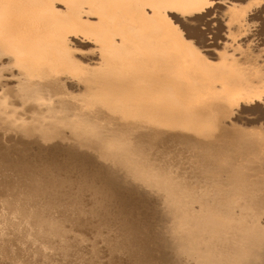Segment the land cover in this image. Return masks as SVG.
Wrapping results in <instances>:
<instances>
[{"label":"rangeland","instance_id":"rangeland-1","mask_svg":"<svg viewBox=\"0 0 264 264\" xmlns=\"http://www.w3.org/2000/svg\"><path fill=\"white\" fill-rule=\"evenodd\" d=\"M39 1H40V3H38ZM116 1H117V3H116ZM127 1H129L128 2L129 4L127 3ZM130 1H132V2H130ZM135 1H137V0H126V1L125 0H111V1L110 0H102V1L101 0H98V1L92 0V2H91V0H89V1L88 0H44V1L43 0H25V1L24 0H15V1L14 0H0V18H1L0 19V29L2 28L1 31H3V33L5 35H8V36L10 35L12 37L10 39L14 38V40H18V41L24 43L25 45H28V47H30L32 50H35V51L39 50L38 51L39 53H43V55H45L46 57H49L50 60H53V58H56V61L58 60V58L60 59L59 61L67 59L65 61L66 62L68 61L67 63H69L68 65H70V66L66 67V70H64V72L62 71V73H61L65 77L63 84H64V87L66 89H68L70 91H72V90L80 91L81 89H83V86H82V88L80 86L81 83L74 82L73 79L71 80L70 77H72L74 75L73 71L70 72V70L74 69L72 67H78V66L79 67H82V66L87 67L89 65L88 67L93 68L95 66H98L99 64L101 65V63L104 64L105 58H107V56L111 55L113 57V58L112 57L111 58L114 61H116L117 63L120 62V60H118V59H121V61H123L125 63L129 62V60H131L130 62L132 64L135 62L134 64H135L136 69L141 72V79L142 80L140 81V83L145 81L152 88L158 90V92H160V94H162V95H160V97L161 96L166 97V95H169L168 99L174 100L173 102H175V100H176V102H175L176 109L174 110V107H173V110L175 111V113L173 114L172 118L169 116L164 117V120H163L164 124H162V126H161L162 129H161V132L159 133L161 135H159L158 132H156L157 137L156 136L154 137L155 132L153 133V131L147 130V129L145 132V129H135L134 131H132V130L130 131V130H124L122 128L124 130L123 131L118 126L112 127V125H113L112 123H111L112 125L110 123H109L110 124L109 125L108 122H105L103 124L104 121L100 120L101 118L99 119V117L96 118L95 115H94L95 116L94 117L92 112H90V111L87 112V110H85L84 108L80 109L79 106H78V109L73 108L75 110H72V105L70 106V104L69 105L68 104H62L61 101H58L56 96H51V97L45 98L41 94V95H38V97H39L38 98V97H34V95L30 94L29 92H24V90L21 88L22 84H23L22 79H24V77L23 78L21 77V76H23V72H22L21 68H19V66L15 63V60H13V57H14L13 55H15V53L12 51V46L10 45L8 40L7 41L2 40L3 38H1V36H3V35L0 33V41H1L0 42V50H1V52H0V66L1 67L0 68H2L0 71L1 72L0 73V81H2V82H0V90L3 88V86L6 88V91L8 93L10 91H12V89H13V91H12L13 93L12 94L10 93L11 94L10 96L15 94L13 97H15L16 100L14 98V101H17L19 106H21V104L22 105L26 104L29 106L31 105L33 107L36 106L35 108H37V109H39L38 107L40 106L39 110H42L45 113V116H47V117L63 116V118H64V115H65V117L68 116L67 117L68 119L70 117V121H72V119H73L74 122L80 121L81 123H85V124H86V119L88 117H91V119L88 118L89 122L87 119V122L93 123L92 125L95 127L98 126L97 128L101 127L99 129H101L100 130L101 133L103 131V135L108 134L106 136L114 138L115 134H116L118 139L120 138L119 140H123V139H124L123 141L127 140V141H125L126 143L129 140L131 141V142L130 141L128 142V145L134 147V148L133 147L130 148L132 150V152L133 153L138 152L137 154L136 153L135 154L138 155L139 158L141 157L140 159H142V161H146V166L148 167V165L150 164L148 168L153 167V173L155 174V176L152 173V168L148 170L149 173L153 174V175L150 174V175H152L151 178H153V179L156 178L158 180V178L161 175L163 176V177L161 176L159 178L158 182H156L157 181L156 179L155 180L149 179L150 181L148 180L149 183L154 184V185H151L152 186L151 188L153 190L150 191L147 188H145L144 186H142L141 184H139L137 181L132 179L129 176V174L125 170H123L120 166L115 165L114 163H112L108 159H105L100 154V152H98L95 149H92L90 147L80 145L79 143H77L73 140H70L68 138L62 139V138L58 137V138H55L51 141L45 142V141H43L42 138H39L37 136H21V135L15 134V133L6 132V130H0V183L1 184H6V183L7 184L8 183L9 184H11V183L16 184V183H18L17 181L19 180V178L21 176L19 173L22 172L23 174H25L27 172V169H25V166H27V165H30L32 167V170L34 169L33 171L37 172V171H40L39 168L43 167L47 163H51L50 164L51 169L48 172L43 173L44 178H46V179L47 178H49V179L50 178H56L57 180H60V181H62L63 178L66 179V180H63V183L61 185L57 186L53 190V192H48L45 195L40 196L39 199L36 200L38 202V204H45L44 206L46 208H48L47 212L50 213L51 215L66 217L65 224L67 225L68 231L66 232L65 240L61 239L58 236H56V237L51 236L50 238H47V239L52 244H55V245L57 244V246H55L56 248H49V249H45V251H41V245H40L41 242L39 240H35L34 236L27 232V228H26L24 223L23 224H19L17 222H15L14 224L4 223L1 225L0 232L3 233V236L4 235H8V237L10 236V241H9L8 247H10V249H11V255L18 257V258L25 259V260L31 262L32 264H194V263L195 264H200V263H204V264L210 263L211 264V261L216 262L217 264H219V262H220V264H223V263L225 264L226 260H227L226 264H228V260H230L231 257H233V258L231 261H229V262H231L229 264H232V263L237 264V261L240 262V260H241V262L240 263L238 262V264H241V263L242 264H244V263L248 264V262L250 264L252 261H255V260L257 261V262H254L255 264H264L263 263L264 262V254L262 253V252H264V251H262V249L264 248V242H263L264 236L261 237L262 234L264 235V232H262V230H264V161H263L264 160V116H263L264 115V113H263L264 108L262 109V107H264V85H263L264 84V29H262V27L264 26V24H263L264 23V21H263L264 20V9L263 8L264 7H261L262 5L264 6V0H262V2H260L261 0H259V1L256 0V2H255V0H249L248 3H247V0H245V1L240 0L241 2L239 0H227V2H226V0H224L225 2L221 1V0H214V1L213 0H208V1L204 0L207 3L204 2L203 0L202 1L199 0L201 3L198 1L199 4L197 3L196 6H193V9H195V10H193L191 8L188 10L189 12L188 11H185V12H187V15H191V16H189L190 20H193L196 16L197 18H195V20L197 19L196 20L197 22L199 21L201 16L204 15V17L201 18L203 20H200L199 24H201L200 28L203 29L202 30L203 32H205V34H206L205 36H208L205 38H208V39L206 40L207 42L204 41V42H202L201 45L197 41L196 37L193 38V36L189 35L187 33V31H185L186 29H185L184 25L182 26L183 23L180 22L179 19L175 18L174 13H172L174 10L171 11L168 8L160 7L158 5L153 4L149 0H147V1L141 0V2H140V0H138L139 3H138V1H137V3ZM216 1H219V2H216ZM231 1H232V3L235 1L233 3L234 6L231 5L232 4ZM93 2H94V5H93ZM145 2H147V4ZM228 2H229V5H228ZM237 2H238V4H236ZM16 3H18V4L16 5ZM203 3H205V6H203L204 5ZM132 4L136 5V6L133 7ZM212 4L214 5L213 7H212ZM217 4H219V5L217 6V9L214 10V8H216ZM239 4H241L242 6L241 5L239 6ZM34 5H36L37 7L36 6L34 7ZM105 5H107V6H105ZM115 5L116 6L118 5V8ZM147 5H148V7H147ZM220 5H221V7H220ZM225 5H226V7H225ZM236 5H237V8L235 7ZM61 6H63V8H61ZM88 6H89V8H88ZM138 6H140V8ZM197 6H198V8H195ZM199 6H201V9L202 8L203 9L201 10L199 8ZM64 7H66V8H64ZM143 7H144V9H142ZM155 7L157 9H155ZM207 7L208 8L210 7L209 10L212 9L211 12L209 10H207L208 9ZM256 7L258 10L255 9ZM25 8H28V9H25ZM102 8H103V10H102ZM108 8H109V10H108ZM113 8H115V9H113ZM226 8L228 10L229 9L230 10L226 11ZM238 8H240V9H238ZM50 9L51 10L54 9V11L53 10L51 11ZM146 9H148V11L150 13ZM218 9H219V12H217ZM221 9H223V11ZM232 9H234V11H236L234 14V16L236 15L235 16L236 20H234L235 18L232 17L233 13H234V11ZM4 10H6V11H4ZM62 10H63V12H62ZM81 10H83V11H81ZM242 10H243V13H241ZM11 11H12V13H11ZM115 11H118V12H115ZM168 11H170L172 14H170ZM197 11H198L199 15L196 14ZM202 11H204V12H202ZM248 11H249V13H248ZM41 12H42V14H41ZM71 12H72V14H71ZM192 12L194 13V15L195 14L196 15L194 16ZM199 12H202V13H199ZM205 12H207V13H205ZM125 13H127V15ZM209 13H211V14H209ZM220 13L221 14L225 13L226 15L224 14V17H223V14L221 15ZM13 14H14V16H13ZM140 14H141V16H140ZM255 14H257V16L258 17L260 16V17L258 18ZM76 15H77V17H76ZM237 15L241 16V17H238ZM15 16L17 19L15 18ZM78 17H80V18H78ZM245 17H247V18H245ZM9 18H11L12 20ZM24 18H25V20H24ZM157 18H159V19H157ZM161 18H163V19L161 20ZM205 18L209 21H205L206 20ZM241 18H242V20H241ZM52 20H53V22H52ZM140 20H141V22H140ZM176 20H179V21L177 22ZM252 20H253V23H252ZM226 21L228 24L227 23L224 24ZM241 21H242V23H241ZM260 21H262L263 23ZM38 22L41 24H39ZM132 22H134V24ZM191 22L197 23L194 20ZM211 22H212V24H210ZM243 22H244V24H243ZM239 23L241 25H239ZM255 23H256V25H255ZM44 24H46V26ZM66 24H67V26H66ZM152 24H154L158 28L154 29L152 27ZM206 24H208V26L210 24L211 26L208 27ZM34 25H36V26H34ZM62 25H63V27H60ZM12 26H13L14 30H12L13 29ZM75 26H77V27H75ZM138 26H139V28H138ZM3 27H4V29H3ZM48 27H49V29H48ZM57 27H59V28H57ZM222 27H223V29H222ZM9 28L11 31H9ZM119 28H121V29H119ZM148 28H149V30H148ZM54 29H55V32H54ZM100 29H101V31H100ZM124 29H127V30H124ZM207 29H208V31H207ZM252 29H254V30H252ZM5 30H6V32H5ZM35 30H36V32H35ZM120 30H122V31H120ZM146 30H148V31L144 32ZM45 31H47V32H45ZM213 31H214V33H212ZM246 31H248V32H246ZM14 32H15V34H14ZM93 32H95V33H93ZM206 32H208V34ZM24 33H25V35H24ZM218 33H220V35ZM178 36H180V37H178ZM56 37H57V40H55ZM96 37H98V38H96ZM118 38L119 39L121 38V40H119ZM164 38H165V40H164ZM27 39L29 41H27ZM223 39H225V40L223 41ZM118 41H119V43H118ZM130 41H131V43H130ZM183 41H184V43H183ZM212 41H213V44L215 45L214 47H213ZM38 42H39V44H37ZM47 42H48V45H47ZM105 42H107V43H105ZM203 43L206 45H204ZM165 44H166V46H165ZM61 45H62V47H61ZM125 45H126L127 49H126ZM154 45H156V46H154ZM102 46H103V48H101ZM142 46H144V47H142ZM5 47H6V49H5ZM128 47H130V48H128ZM205 48L208 50L205 51ZM8 49H9V52H8ZM64 49H66V50H64ZM69 49H71V50L69 51ZM46 51H49V52H46ZM51 51H53V52H51ZM121 52H123V53H121ZM99 53H100V55H99ZM236 55H238V56H236ZM97 57H98V59H97ZM156 57L160 58V59H156ZM201 57H203V58H201ZM61 58H62V60H61ZM197 58H199V59H197ZM7 59H8V61H5ZM150 59H152V60H150ZM192 59H193V61H192ZM161 60L163 63L161 62ZM140 61H141V63L144 64L145 67L143 66V64L140 63ZM251 61H252V63H251ZM92 62H93V64H92ZM158 64L160 65V67ZM186 65H187V67H186ZM180 68L182 70H179ZM191 69H194V70H191ZM259 71H261V72H259ZM20 72L22 74H20ZM16 74H19V75H16ZM170 75H172V77ZM161 76H163L162 77L163 79L161 78ZM16 77L21 79V80L19 79L21 81V83H19V80L16 79ZM195 78L197 81L195 80ZM198 79L200 81H198ZM68 80H70V81H68ZM82 81L84 83H86L85 80H82ZM4 82H6V83H4ZM135 82H137V81H135ZM191 82H193V83H191ZM199 82H200V84H199ZM14 83H16V84H14ZM76 83H77V85H76ZM116 83H117L116 80H114V81L112 80L111 82L106 83L109 86L103 87L104 88L103 91H105V94L108 97L113 98L117 92L116 99H118V100H122V99H126V98H132L134 100V98H135L134 96H137V94L139 93V91L136 90V88H137L136 84H134L135 85V88H134L132 81L128 82L126 85H123L124 83H122L121 85H116ZM254 84H255V86H254ZM7 85H8V87H7ZM243 85H245L246 87ZM16 88H19L18 91ZM241 92L242 93L245 92L243 94L244 96L242 95ZM18 93H22L19 95L24 94L23 95L24 99H23V97H22V99H20L21 96H16V95H18ZM227 94H228V96H227ZM128 95H129V97H128ZM172 95H174L175 97L178 96V98L175 99V97H173ZM40 97L44 98L42 100L43 101L45 100L44 101L45 104H44V102H40L41 101ZM20 100L22 103L20 102ZM29 100H31L32 103ZM56 100L60 103H58ZM50 101L53 103H51ZM39 102H40V104H39ZM54 102H56V103L54 104ZM68 102L71 104H74V102H72V101L71 102L68 101ZM75 103H77V102H75ZM52 104H54V105L51 106ZM59 104L60 105L62 104L63 106L68 105V107L65 106L64 108H61L63 106H60ZM56 105H59L60 107L56 106ZM74 105H73V107H77V105H75V106ZM46 106H48V107H46ZM258 107L260 108V110ZM249 108H250V110H249ZM62 109H63V111H62ZM64 109L66 110L67 113L64 111ZM67 109L68 110L70 109L73 112L71 111L72 112L71 113V112H69L70 110L68 111ZM52 110H54V111H52ZM55 110H56V112L59 111L58 113H60V114L57 115ZM75 111H77L76 114H79V115L81 114V119L78 118V117H80L78 115L74 114L75 116H73V113H75ZM179 111H180V113H179ZM53 112H54V114H53ZM82 113L87 118L85 116H83ZM252 113H254V114H252ZM55 114H56V116H55ZM131 114L133 117L140 119V121H142L141 123H143L145 121V119H147V117H148L147 116V117L141 118L139 115L135 114V112L133 110H131L129 112L130 116H131ZM151 114L156 115L155 113H151ZM260 115H262V117ZM71 117H73V118H71ZM74 117L77 118V120H75ZM84 117L86 119H84ZM82 120L85 122H83ZM95 120H97V121L93 122ZM99 120L102 123L99 122ZM99 123L101 125H104V128L101 125L99 126ZM177 123H178V125H177ZM106 124H108L107 125L108 127L106 126ZM183 124H185L184 125L185 127H183ZM105 127L112 129V131L108 130ZM104 129H106V130H104ZM114 129H115L116 133L114 132ZM142 130H144V131L142 132ZM104 131L105 132L107 131V133H105ZM125 131H128V133L127 132L125 133ZM132 132L133 133L135 132V133L133 134ZM144 132H145V134H144ZM119 134H121L123 137L122 136L120 137ZM135 134H136V136H135ZM185 134H187V136ZM166 135H167V137H166ZM161 136H164V137H161ZM117 137L114 139H117ZM152 137H154V139L157 138L158 140L155 139V140H157V142L155 140H153ZM159 137H161V139ZM165 137L168 140L170 139L169 141L171 144L167 143L168 140L164 139ZM135 141L137 142V144ZM144 141L146 142V144ZM161 141H163V142L161 143ZM164 142L167 144H165V147L163 149L162 147L164 146L163 145ZM175 142L177 144H175ZM221 142H222V144H221ZM142 143H144V144H142ZM147 143H149V144H147ZM169 144H170V146H169ZM139 145L140 146L143 145L141 147L142 149L139 147ZM144 145H146V146H144ZM148 145H150V146H148ZM154 145H155V147H154ZM176 145H178L180 147L181 152L178 151L179 147ZM157 146H159V147L157 148ZM171 146L173 148L172 149L173 151L170 150ZM145 147H147L148 149ZM149 147H150V151H152L154 153V155H152V152L149 151ZM136 148H138L137 151H136ZM174 148H176V149H174ZM156 150H159V151H156ZM177 151L180 154H178ZM183 151H186V152H183ZM168 152H171V153L169 154ZM146 154H147V157L148 156L150 157V158L148 157V160L145 157ZM149 154H151V155H149ZM158 155L159 156L161 155V156L159 157ZM164 156L166 157L167 161H166V159L165 160L163 159V158H165ZM175 156H177V157H175ZM186 156L188 157L190 164L188 163V160H186V158H187ZM152 157H154V158H152ZM156 157H158L159 159H157ZM182 157H185V158H182ZM169 158H171L173 162ZM158 161H160L161 163ZM182 161L184 163L186 162V164H184ZM152 162H154V163H152ZM155 162H158V163L155 164ZM191 162H192V164H191ZM206 162H207V164H206ZM174 163L176 165H178L177 167L179 169H175ZM177 163H179V164H177ZM162 164H163V168H162ZM153 165H155V167ZM164 165L166 167H164ZM180 165H181V168H180ZM230 165H233V166H230ZM171 166H173V167H171ZM185 166L187 167V170L184 169V168H186ZM168 167H169V169L171 167V169L169 170ZM160 168H162V169H160ZM164 168L165 169L167 168L168 170H166V171H168V172L175 170L173 172H175L174 173L175 176L177 175L176 178L181 176V177H183V179L184 178L185 179L182 180L181 177H179V179L178 178L176 179L175 176H173V172L168 173L165 170H164L165 173L163 175V169ZM190 168L191 169L193 168V169L191 170ZM199 168H201V169H199ZM180 170L182 172V173L180 172L181 175L179 173H177ZM183 170L187 171V172H185L186 176H185ZM188 170L189 171L191 170V172H189L191 174L188 173ZM215 170H217V171H215ZM154 171H156L157 173H155ZM85 174H87V175H85ZM167 174H170L172 176L173 180L169 175H168V179H167V176L165 178V175H167ZM178 174H179V176H178ZM194 174L195 175L197 174V175L195 176ZM85 176H87L88 179H90V180L96 179L99 184H101V181H102V183L103 182L108 183L113 188V190L115 192L114 196L113 195L111 196L105 190L96 191L93 187H90V186H85V187H83V189L80 190L79 186L82 183H84ZM162 178L164 180L166 179L165 183H164V180L163 181L160 180ZM189 178H191V180ZM193 178H195V179H193ZM167 180H168V182L172 181V183H168ZM174 180H178L177 182L181 181V183L177 184V182H175ZM185 180H189L190 184L188 181H185ZM183 181H184V183L187 182L184 186L186 188L183 187V185H184V183H182ZM192 181H193V184H192ZM157 183H160V185H158ZM166 183H168V184H166ZM170 184H171V186H170ZM155 185L157 186V188L155 187ZM165 185L166 186L169 185V186L166 187ZM172 185L174 187L177 186L179 188L177 189V187H175V189H174V187H172ZM158 186H159V188H158ZM162 186H165V187L162 188ZM188 186H189V188H188ZM190 187H193L190 190L191 192L189 191ZM165 188H166V190H165ZM171 188H173L172 191L170 190ZM182 188H184V189H182ZM168 190H169V194H170L169 198H168L169 194H167ZM177 190H180L181 192L178 191V193H177ZM3 191H4L2 193L3 197H10V196L12 197L11 191H8V190H3ZM214 191L215 192L217 191V192L215 193ZM12 192L14 194H16V192L14 190ZM155 192L159 193V194H156ZM208 193H211V194L208 195ZM164 194H166V195H164ZM181 194L184 196V198ZM212 194H213V197L211 196ZM178 195H181V196H178ZM186 195L187 196L191 195V197H189V196L187 197ZM205 195L207 196V199L205 198ZM161 197H163L164 202H163ZM211 198H212V203H210ZM222 198L225 199L224 202H223ZM169 199H170V201H169ZM177 199L178 200L180 199L179 202L177 201ZM205 199H206V201H205ZM221 199H222V201H221ZM175 200L177 201L178 204L181 203L182 205L181 204L176 205L177 203ZM213 200H214V202H213ZM172 201H173V203H172ZM191 201H193L194 206L191 205V203H192ZM220 201L222 202V204ZM168 202H170V204ZM218 202H220V203L217 205L216 203H218ZM239 202L240 203L242 202V204L245 206L240 205ZM165 203L167 205H165ZM205 203L207 205H205ZM214 203H215V205H214ZM227 203H228V205H227ZM246 203L248 204L247 209H246V205H247ZM249 203H250V205H249ZM187 204H189V205H187ZM203 204H204V206L201 208V205H203ZM230 204H231V206H230ZM197 205L200 207L198 208ZM211 205H213V206H211ZM251 205H253V207L259 206L260 208L257 207V209H259V210H257L256 208L251 207ZM80 206L85 207L86 210H88L84 215L86 217L84 219V221L82 220L83 218H81L82 217V212H81L82 209L80 208ZM190 206H193V208H191ZM206 206H207V213H205L206 214L205 215L204 212L206 210ZM216 206L218 208H216ZM174 207H176L175 208L176 210L174 209ZM241 207H243L242 208L243 212L241 210ZM248 207H249V209H248ZM182 208H185V209H182ZM172 209H174V210H172ZM199 209L203 210V211L201 210L202 213L199 212L200 211ZM254 209H256V210H254ZM260 209L262 212H258V211H260ZM184 210H186V211L189 210V211L186 212ZM194 210L197 213H195ZM214 210L217 212H215ZM222 210H223V212H221ZM224 210H225V212H224ZM247 210H248V212H247ZM193 212H194V214H192ZM208 212L209 213L211 212V213L209 214ZM226 212L229 215H227ZM253 212L255 213V216H254ZM217 213H218V216H217ZM222 213L223 214L225 213L224 216ZM242 213H243V215L241 216ZM249 213H250V215H249ZM202 214L205 216V220H204V217ZM194 215H196L194 218H196V219L198 218V220L193 219ZM197 215H199V216H197ZM207 215H210V216H207ZM221 215H222V217H220ZM233 216H235V217H233ZM177 217H178V219H177ZM210 217L213 219V222H212ZM236 217H238V218H236ZM258 217H259V219H258ZM1 218L4 220L6 219L5 221H9V222H11L13 218L18 220V218L13 217V214L9 210L8 207H4V205H2V201H0V219ZM186 218H187V220L192 219L193 221H190V220L187 221ZM199 218H202L203 219L202 221L205 223L207 221V225L209 226V229L205 223L202 224V221H200ZM206 218L207 219L209 218V219L207 220ZM224 218H228V219L225 220ZM229 218L231 219L232 222L235 220L234 224L230 225L227 223V221L229 223H231ZM255 218H257V219H255ZM174 219L177 220V222L176 221L174 222ZM182 219L185 221V223L187 221V223L185 224ZM238 219H239V221H238ZM245 219H247L249 222H247V220H245ZM194 220L196 222H194ZM222 220L224 222L225 221L226 222L223 223ZM236 220H237V224H235ZM257 220H259V221H257ZM171 222H174V223H172L173 225H171ZM218 222H220V223H218ZM182 223L185 224V226ZM215 223H217V225H213V227H212V224H215ZM226 223L229 226L223 225ZM247 223H248V225H247ZM251 223H252V226H251ZM125 224H128L129 227L131 225H133L135 233L137 236H134L135 233H130L128 231V226ZM200 224H202V225H200ZM219 224H222L223 228ZM180 225H182V226H180ZM232 225L233 226L235 225V226L231 227ZM255 225H256V227H255ZM179 226L181 228L183 227L182 230ZM238 226H240V228ZM261 226L263 227V229L261 228ZM171 227H173V228H171ZM190 227L191 228L194 227V228L191 229ZM200 227H202V229ZM204 227H207V228L203 229ZM227 227L228 228L230 227V228L227 229ZM235 227L239 228V229H236ZM176 228L177 229L179 228L178 229L179 232ZM252 228H254V230ZM188 229H189V231H188ZM226 229H227V232H229V233L231 232L230 233L231 235L225 231ZM231 229L234 231H232ZM213 230H215V231H213ZM221 230H222V233H220ZM235 230H238V232H236ZM239 230H240V232H239ZM258 230H260V231H258ZM175 231H177L178 234H177V232L175 234ZM205 231H207V232L209 231L208 234ZM217 231H219V234H217L218 233ZM255 231H256V233H255ZM181 232H182V234H181ZM188 232H190V233L193 232V233L190 234ZM203 232H204V234H203ZM233 232H235V234ZM240 233H242L243 235ZM259 233H261V235H259ZM186 234H188V236ZM215 234H216V236H215ZM246 234L248 235V237L250 236V238H247ZM207 235H209V236H207ZM234 235H235V237H238V238H236V240L238 239L237 241L235 240ZM237 235H239V236H237ZM182 236H184V237H182ZM196 236H197V238H196ZM221 236L224 237V238H221L222 240L220 239ZM231 236L234 237V239H232ZM244 236H246V238ZM229 237H230V239H232V242L229 239ZM239 237H240V240H239ZM124 238L130 239L131 241L134 239V241L137 242V244H138V245L136 244L138 248L135 245L134 246L135 249L133 247L131 249H128L127 246L122 244L121 247L120 246L116 247L117 248L116 250L111 249V245L114 243L115 240L117 241L118 239L120 240V239H124ZM190 238L192 240H190ZM40 239H43V238H40ZM210 239L211 240L214 239L215 241L213 240L211 242H208V241H210ZM225 239L226 240L229 239V241H226ZM242 239H244V241ZM200 240H202V242ZM216 240H218L217 243H216ZM224 240L228 244L223 242ZM233 240H234V243H233ZM252 240L254 242H250ZM180 241H182V242L180 243ZM203 241H204L205 245L203 244ZM190 242H193V243H190ZM212 242L214 243V245H211V244H213ZM218 242H220L221 246L222 247L224 246V247L222 248ZM239 242H241L242 244ZM243 242H245L247 245ZM188 243H189V245H188ZM249 243H250V245H248ZM251 243H253L252 244L253 246H251ZM61 244H65L66 246L61 247ZM190 244H192V246ZM206 244H208V246ZM232 244H233V247L235 246L234 248L231 246ZM257 244H258V246H257ZM260 244L262 245V247ZM185 245H186V247H185ZM193 245L198 250L195 249ZM201 245L204 247V249H202L203 247ZM240 245H242L241 248H240ZM212 246L215 248L213 249ZM180 247H181L182 251H181ZM205 247H206V249H205ZM228 247L230 250L226 249ZM187 248H189L190 251ZM199 249H200V251H199ZM210 249H211V251L213 250V252H211ZM223 249H226L227 252ZM178 250H180V252ZM186 250H188V251H186ZM191 250L195 251V252H192ZM215 250L217 252L218 251L219 252L217 253ZM221 250H222V252H220ZM253 250L254 251L257 250L256 253L252 252ZM248 251H250V253ZM196 252H197V254L199 252V254L197 255ZM200 252H201V254H200ZM136 253H138L137 254L138 256L136 255ZM187 253H189V254L187 255ZM223 253H224V255H223ZM241 253H243L244 255L246 253V255H249V256H247V258H245L246 255L244 256ZM257 253H259V254H257ZM202 254H205V255H202ZM206 254H208V255H206ZM234 254H235V256L236 255L240 256V254H241V256H240L241 258L240 257L237 258V256H236L234 259ZM256 254L258 256H256ZM216 255H217V257H216ZM218 255H221V257ZM253 255H255L254 257H256V258H254ZM136 256H137V258H139V256L143 258L142 263L137 262ZM209 256H210V258L215 257L214 258L215 261H213V258L211 260L209 258ZM192 257H193V259H192ZM207 257L211 261H209ZM261 257H263V258H261ZM201 258H203V259L205 258V259L202 260ZM225 258H227V259H225ZM236 258L238 259L237 261H235ZM243 258H244V260H242ZM221 259L223 260V262L221 261ZM233 259L235 262H233ZM216 260L217 261L219 260V261L217 262ZM258 260H260V261H258ZM205 261H206V263H205ZM254 263L252 262L251 264H254ZM212 264H214V263H212Z\"/></svg>","mask_w":264,"mask_h":264},{"label":"bare ground","instance_id":"bare-ground-1","mask_svg":"<svg viewBox=\"0 0 264 264\" xmlns=\"http://www.w3.org/2000/svg\"><path fill=\"white\" fill-rule=\"evenodd\" d=\"M15 1V0H14ZM25 1V0H24ZM44 1V0H43ZM89 1V0H88ZM98 1V0H97ZM102 1V0H101ZM111 1V0H110ZM126 1V0H125ZM138 1V0H137ZM137 1H135L136 3H137ZM147 1V0H146ZM150 2H152L153 4H155V5H158V6H160V7H164V8H168L169 10H171V11H173L172 13H174V15H175V18H177V19H179L180 20V22H182L183 24H182V26L184 25V27H185V31H187V33L189 34V35H191V36H193V38L194 37H196L197 38V41L200 43V45L202 44V42H204V41H206L208 38H205V37H208V36H205L206 34H205V32H203L202 30L203 29H201L200 28V25L201 24H199V22H200V20H203V19H201V18H203L204 17V15L203 16H201V18L199 19V21L197 22L196 20H195V18H197L195 15L196 14H198V11H197V13L194 15V11L193 10H195V9H193V6H196L197 5V3H198V1L199 0H149ZM202 1V0H201ZM204 1V0H203ZM206 1H208V0H206ZM206 1H204V2H206ZM214 1V0H213ZM212 1V2H213ZM221 1H224V0H221ZM240 1V0H239ZM245 1V0H244ZM259 1V0H258ZM42 2V1H41ZM87 2V1H86ZM91 2H92V0H91ZM129 1H127V3H128ZM130 2H132V1H130ZM140 2H141V0H140ZM200 2V1H199ZM216 2H219V1H216ZM225 2V1H224ZM226 2H227V0H226ZM235 2V1H234ZM233 2V3H234ZM241 2V1H240ZM249 2V0H247V3ZM252 2V1H251ZM250 2V3H251ZM255 2H256V0H255ZM260 2H262V0L260 1ZM12 3V2H11ZM38 3H40V1L38 2ZM50 3V2H49ZM116 3H117V1H116ZM138 3H139V1H138ZM146 4H147V2H145ZM201 3V2H200ZM207 3V2H206ZM211 3V2H210ZM215 3V2H214ZM231 3H232V1H231ZM233 3L231 4V5H233ZM246 3V2H245ZM258 3V2H257ZM18 3H16V5H17ZM28 4V3H27ZM32 4V3H31ZM35 4V3H34ZM43 4V3H42ZM65 4V3H64ZM72 4V3H71ZM92 4V3H91ZM107 4V3H106ZM123 4V3H122ZM129 4V3H128ZM151 4V3H150ZM199 4V3H198ZM204 5L203 6H205V3H203ZM209 4V3H208ZM222 4V3H221ZM236 4H238V2L236 3ZM15 5V6H16ZM73 5V4H72ZM86 5V4H85ZM90 5V4H89ZM93 5H94V2H93ZM101 5V4H100ZM126 5V4H125ZM133 5V4H132ZM139 5V4H138ZM219 4H217L216 5V8H214V10H216L217 9V6H218ZM223 5V4H222ZM228 5H229V2H228ZM241 4H239V6H240ZM244 5V4H243ZM262 5V4H261ZM8 6V5H7ZM6 6V7H7ZM36 5H34V7H35ZM77 6V5H76ZM105 6H107V5H105ZM112 6V5H111ZM116 6V5H115ZM123 6V5H122ZM121 6V7H122ZM130 6V5H129ZM134 6H136V5H133V7ZM202 6V5H201ZM201 6H199V8L201 9ZM208 6V5H207ZM214 5L212 4V7H213ZM224 6V5H223ZM222 6V7H223ZM234 6V5H233ZM242 6V5H241ZM252 6V5H251ZM258 6V5H257ZM24 7V6H23ZM37 7V6H36ZM73 7V6H72ZM79 7V6H78ZM86 7V6H85ZM94 7V6H93ZM101 7V6H100ZM99 7V8H100ZM110 7V6H109ZM117 8H118V5L116 6ZM115 7V8H116ZM128 7V6H127ZM139 8H140V6H138ZM147 7H148V5H147ZM220 7H221V5H220ZM219 7V8H220ZM225 7H226V5H225ZM230 7V6H229ZM228 7V8H229ZM236 8H237V5L235 6ZM234 7V8H235ZM249 7V6H248ZM247 7V8H248ZM253 7V6H252ZM261 7H264L263 5L261 6ZM260 7V8H261ZM61 8H63V6H61ZM64 8H66V7H64ZM81 8V7H80ZM88 8H89V6H88ZM98 8V9H99ZM106 8V7H105ZM115 8H113V9H115ZM123 8V7H122ZM137 8V7H136ZM193 9L192 11L194 12H192L193 13V15L195 16V18L193 19L195 22H197V23H192L191 21H193V20H190V17L189 16H191V15H187V12H185V11H188L189 9ZM195 8H198V6L197 7H195ZM205 8V7H204ZM208 8V7H207ZM210 8V7H209ZM209 8L207 9V10H209ZM224 8V7H223ZM259 8V7H258ZM20 9V8H19ZM25 9H28V8H25ZM38 9V8H37ZM49 9V8H48ZM77 9V8H76ZM111 9V8H110ZM131 9V8H130ZM135 9V8H134ZM142 9H144V7L142 8ZM155 9H157L156 7H155ZM162 9V8H161ZM203 9V8H202ZM201 9V10H202ZM206 9V8H205ZM238 9H240V8H238ZM255 9H257V7L255 8ZM262 9V8H261ZM260 9V10H261ZM264 9V8H263ZM262 9V10H263ZM7 10V9H6ZM6 10H4V11H6ZM51 10V9H50ZM53 11H54V9H52ZM51 10V11H52ZM66 10V9H65ZM80 10V9H79ZM102 10H103V8H102ZM107 10V9H106ZM108 10H109V8H108ZM112 10V9H111ZM120 10V9H119ZM139 10V9H138ZM147 11H148V9H146ZM167 10V9H166ZM206 10V11H207ZM211 10L212 9H210L209 11L211 12ZM222 11H223V9H221ZM228 9L226 8V11H227ZM230 10V9H229ZM228 10V11H229ZM233 11H234V9H232ZM248 10V9H247ZM258 10V9H257ZM45 11V10H44ZM58 11V10H57ZM56 11V12H57ZM81 11H83V10H81ZM101 11V10H100ZM113 11V10H112ZM121 11V10H120ZM127 11V10H126ZM191 11V10H190ZM205 11V10H204ZM204 11H202V12H204ZM225 11V12H226ZM250 11V10H249ZM249 11H248V13H249ZM62 12H63V10H62ZM115 12H118V11H115ZM125 12V11H124ZM149 12V11H148ZM170 14H172L170 11H168ZM189 12V11H188ZM202 12H199V13H202ZM217 12H219V9H218V11ZM235 12L236 11H234V13H233V16L232 17H234L235 19L234 20H236V15L234 16V14H235ZM261 12V11H260ZM9 13V12H8ZM7 13V14H8ZM11 13H12V11H11ZM21 13V12H20ZM36 13V12H35ZM75 13V12H74ZM109 13V12H108ZM114 13V12H113ZM139 13V12H138ZM137 13V14H138ZM150 13V12H149ZM205 13H207V12H205ZM241 13H243V10H242V12ZM240 13V14H241ZM252 13V12H251ZM257 13V12H256ZM3 14V13H2ZM41 14H42V12H41ZM50 14V13H49ZM71 14H72V12H71ZM126 15H127V13H125ZM135 14V13H134ZM169 14V15H170ZM189 14V13H188ZM191 14V13H190ZM209 14H211V13H209ZM208 14V15H209ZM221 14V13H220ZM223 14V13H222ZM221 14V15H222ZM225 14V13H224ZM224 14H223V17H224ZM247 14V13H246ZM245 14V15H246ZM253 14V13H252ZM18 15V14H17ZM58 15V14H57ZM67 15V14H66ZM80 15V14H79ZM122 15V14H121ZM124 15V14H123ZM133 15V14H132ZM139 15V14H138ZM143 15V14H142ZM173 15V16H174ZM199 15V14H198ZM197 15V16H198ZM226 15V14H225ZM248 15V14H247ZM250 15V14H249ZM256 16H257V14H255ZM7 16V15H6ZM13 16H14V14H13ZM30 16V15H29ZM75 16V15H74ZM137 16V15H136ZM140 16H141V14H140ZM228 16V15H227ZM238 16V15H237ZM243 16V15H242ZM255 16V17H256ZM51 17V16H50ZM59 17V16H58ZM64 17V16H63ZM68 17V16H67ZM76 17H77V15H76ZM75 17V18H76ZM128 17V16H127ZM148 17V16H147ZM191 17V18H192ZM199 17V16H198ZM217 17V16H216ZM222 17V18H223ZM230 17V16H229ZM238 17H241V16H238ZM258 17V16H257ZM260 17V16H259ZM258 17V18H259ZM15 18H16V16H15ZM30 18V17H29ZM39 18V17H38ZM56 18V17H55ZM78 18H80V17H78ZM133 18V17H132ZM135 18V17H134ZM219 18V17H218ZM221 18V17H220ZM226 18V17H225ZM224 18V19H225ZM245 18H247V17H245ZM249 18V17H248ZM1 19V18H0ZM9 19H11V18H9ZM17 19V18H16ZM15 19V20H16ZM33 19V18H32ZM131 19V18H130ZM129 19V20H130ZM154 19V18H153ZM152 19V20H153ZM157 19H159V18H157ZM163 18H161V20H162ZM174 19V18H173ZM206 19V18H205ZM233 19V18H232ZM244 19V18H243ZM12 20V19H11ZM23 20V19H22ZM24 20H25V18H24ZM42 20V19H41ZM47 20V19H46ZM45 20V21H46ZM61 20V19H60ZM136 20V19H135ZM146 20V19H145ZM179 20H176L177 22L179 21ZM212 20V19H211ZM221 20V19H220ZM241 20H242V18H241ZM21 21V20H20ZM74 21V20H73ZM132 21V20H131ZM137 21V20H136ZM148 21V20H147ZM157 21V20H156ZM205 21H209V20H205ZM264 21V20H263ZM14 22V21H13ZM34 22V21H33ZM50 22V21H49ZM52 22H53V20H52ZM128 22V21H127ZM140 22H141V20H140ZM154 22V21H153ZM158 22V21H157ZM160 22V21H159ZM164 22V21H163ZM167 22V21H166ZM165 22V23H166ZM204 22V21H203ZM202 22V23H203ZM247 22V21H246ZM251 22V21H250ZM260 22H262V21H260ZM15 23V22H14ZM28 23V22H27ZM39 23V22H38ZM43 23V22H42ZM51 23V22H50ZM69 23V22H68ZM133 24H134V22H132ZM208 23V22H207ZM227 23V21L224 23V24H226ZM241 23H242V21H241ZM252 23H253V20H252ZM263 23V22H262ZM20 24V23H19ZM32 24V23H31ZM39 24H41V23H39ZM47 24V23H46ZM46 24H44L45 26H46ZM49 24V23H48ZM75 24V23H74ZM78 24V23H77ZM138 24V23H137ZM141 24V23H140ZM167 24V23H166ZM199 24V25H198ZM210 24H212V22L210 23ZM209 24V26H211ZM222 24V23H221ZM220 24V25H221ZM228 24V23H227ZM243 24H244V22H243ZM251 24V23H250ZM264 24V23H263ZM9 25V24H8ZM13 25V24H12ZM61 25V24H60ZM64 25V24H63ZM63 25L62 26H60V27H63ZM83 25V24H82ZM81 25V26H82ZM85 25V24H84ZM207 26H208V24H206ZM219 25V26H220ZM239 25H241L240 23H239ZM255 25H256V23H255ZM34 26H36V25H34ZM66 26H67V24H66ZM89 26V25H88ZM95 26V25H94ZM126 26V25H125ZM134 26V25H133ZM140 26V25H139ZM139 26H138V28H139ZM147 26V25H146ZM169 26V25H168ZM208 26V27H209ZM214 26V25H213ZM218 26V27H219ZM237 26V25H236ZM10 27V26H9ZM23 27V26H22ZM39 27V26H38ZM75 27H77V26H75ZM152 27L154 28V29H157L158 27L157 26H155L154 24H152ZM162 27V26H161ZM216 27V26H215ZM221 27V26H220ZM219 27V28H220ZM227 27V26H226ZM241 27V26H240ZM247 27V26H246ZM251 27V26H250ZM264 27V26H263ZM262 27V29H264ZM12 28H13V26H12ZM57 28H59V27H57ZM84 28V27H83ZM92 28V27H91ZM98 28V27H97ZM101 28V27H100ZM130 28V27H129ZM254 28V27H253ZM2 29V28H1ZM1 29H0V31H1ZM3 29H4V27H3ZM24 29V28H23ZM47 29V28H46ZM48 29H49V27H48ZM74 29V28H73ZM72 29V30H73ZM90 29V28H89ZM105 29V28H104ZM119 29H121V28H119ZM135 29V28H134ZM141 29V28H140ZM152 29V28H151ZM222 29H223V27H222ZM235 29V28H234ZM12 30H14V28L12 29ZM27 30V29H26ZM42 30V29H41ZM63 30V29H62ZM82 30V29H81ZM124 30H127V29H124ZM129 30V29H128ZM133 30V29H132ZM138 30V29H137ZM144 30V29H143ZM148 30H149V28H148ZM148 30H146V31H144V32H147ZM168 30V29H167ZM215 30V29H214ZM218 30V29H217ZM229 30V29H228ZM239 30V29H238ZM252 30H254V29H252ZM251 30V31H252ZM9 31H11L10 30V28H9ZM21 31V30H20ZM66 31V30H65ZM64 31V32H65ZM70 31V30H69ZM98 31V30H97ZM96 31V32H97ZM100 31H101V29H100ZM107 31V30H106ZM120 31H122V30H120ZM176 31V30H175ZM205 31V30H204ZM207 31H208V29H207ZM210 31V30H209ZM233 31V30H232ZM5 32H6V30H5ZM35 32H36V30H35ZM45 32H47V31H45ZM54 32H55V29H54ZM58 32V31H57ZM88 32V31H87ZM118 32V31H117ZM134 32V31H133ZM143 32V33H144ZM150 32V31H149ZM159 32V31H158ZM162 32V31H161ZM172 32V31H171ZM177 32V31H176ZM211 32V31H210ZM227 32V31H226ZM245 32V31H244ZM246 32H248V31H246ZM254 32V31H253ZM3 36H1V38H3L2 40H5V41H9V43H10V45L12 46V51L15 53V55H13L14 57H13V60H15V63L19 66V68H21V70H22V72H23V76H21L22 78L24 77V79H22V81H23V84H22V89L24 90V92H29L30 94H32V95H34V97H38V95H43L45 98L46 97H51V96H56L57 97V99H58V101H61L62 102V104H70V106L72 105V110H75L76 108L78 109V106H79V108L81 109V108H84L85 110H87V112L88 111H90V112H92V114H93V116L95 115L96 116V118L97 117H99V119L100 120H102V121H104L103 122V124L105 123V122H108V124L110 123H112L111 125H112V127H114V126H118V127H120L121 129L123 128L124 130H132V131H134L135 129H145V132H146V129L147 130H151V131H153V133L155 132V134H154V137L156 136V132H158V134L161 132V129H162V124H164V117L166 116H169V117H171L172 118V116H173V114L175 113V109H176V105H175V102H176V100H175V102H173L174 100H172V99H168V96L169 95H166V97L165 96H161L160 97V95H162V94H160V92H158V90H156V89H154V88H152L150 85H148L145 81H143L142 83H140V81L142 80L141 79V72L140 71H138L137 69H136V67H135V62L132 64L130 61L131 60H129V62H127V63H125V62H123V61H121V59H118V60H120V62H116V61H114L112 58V56L110 55V56H107V58H105V63L104 64H102L101 63V65L99 64L98 66H95V67H93V68H90V67H85V66H82V67H72V68H74L73 70H70V72L71 71H73L74 72V75L72 76V77H70L71 78V80L73 79L74 80V82H78V83H81V88H82V86H83V89H81L80 91H74V90H72V91H70V90H68V89H66L65 87H64V84H63V82H64V75L63 74H61L62 73V71L64 72V70H66V67H69L70 65H68L69 63H67L65 60H67V59H65V60H62V58H61V60L62 61H59L60 59L58 58V60L56 61V58H53V60H50L49 59V57H46L45 55H43V53H39L38 51H35V50H32L30 47H28V45H25L24 43H22V42H20V41H18V40H14V38L13 39H10V38H12L10 35L8 36V35H5L4 33H3V31H1L0 32ZM13 33V32H12ZM67 33V32H66ZM93 33H95V32H93ZM122 33V32H121ZM138 33V32H137ZM173 33V32H172ZM179 33V32H178ZM207 34H208V32H206ZM212 33H214V31L212 32ZM217 33V32H216ZM221 33V32H220ZM220 33H218L219 35H220ZM232 33V32H231ZM252 33V32H251ZM255 33V32H254ZM14 34H15V32H14ZM21 34V33H20ZM47 34V33H46ZM53 34V33H52ZM70 34V33H69ZM68 34V35H69ZM102 34V33H101ZM134 34V33H133ZM170 34V33H169ZM24 35H25V33H24ZM27 35V34H26ZM38 35V34H37ZM55 35V34H54ZM64 35V34H63ZM99 35V34H98ZM107 35V34H106ZM136 35V34H135ZM147 35V34H146ZM154 35V34H153ZM157 35V34H156ZM172 35V34H171ZM214 35V34H213ZM212 35V36H213ZM225 35V34H224ZM249 35V34H248ZM62 36V35H61ZM96 36V35H95ZM110 36V35H109ZM138 36V35H137ZM175 36V35H174ZM190 36V37H191ZM42 37V36H41ZM99 37V36H98ZM98 37H96V38H98ZM107 37V36H106ZM127 37V36H126ZM169 37V36H168ZM178 37H180V36H178ZM223 37V36H222ZM225 37V36H224ZM23 38V37H22ZM64 38V37H63ZM110 38V37H109ZM112 38V37H111ZM133 38V37H132ZM146 38V37H145ZM154 38V37H153ZM156 38V37H155ZM173 38V37H172ZM195 38V39H196ZM217 38V37H216ZM215 38V39H216ZM226 38V37H225ZM16 39V38H15ZM35 39V38H34ZM69 39V38H68ZM103 39V38H102ZM101 39V40H102ZM119 39V38H118ZM117 39V40H118ZM169 39V38H168ZM167 39V40H168ZM179 39V38H178ZM252 39V38H251ZM55 40H57V37H56V39ZM104 40V39H103ZM119 40H121V38L119 39ZM126 40V39H125ZM131 40V39H130ZM153 40V39H152ZM164 40H165V38H164ZM210 40V39H209ZM214 40V39H213ZM225 39H223V41H224ZM27 41H29L28 39H27ZM34 41V40H33ZM54 41V40H53ZM100 41V40H99ZM98 41V42H99ZM171 41V40H170ZM181 41V40H180ZM1 42V41H0ZM68 42V41H67ZM108 42V41H107ZM107 42H105V43H107ZM134 42V41H133ZM139 42V41H138ZM172 42V41H171ZM174 42V41H173ZM207 42V41H206ZM4 43V42H3ZM6 43V42H5ZM8 43V42H7ZM29 43V42H28ZM32 43V42H31ZM57 43V42H56ZM59 43V42H58ZM117 43V42H116ZM118 43H119V41H118ZM123 43V42H122ZM130 43H131V41H130ZM163 43V42H162ZM176 43V42H175ZM183 43H184V41H183ZM189 43V42H188ZM209 43V42H208ZM207 43V44H208ZM211 43V42H210ZM258 43V42H257ZM37 44H39V42L37 43ZM98 44V43H97ZM104 44V43H103ZM109 44V43H108ZM127 44V43H126ZM145 44V43H144ZM143 44V45H144ZM204 44V43H203ZM212 44H213V41H212ZM253 44V43H252ZM42 45V44H41ZM46 45V44H45ZM47 45H48V42H47ZM53 45V44H52ZM100 45V44H99ZM120 45V44H119ZM135 45V44H134ZM137 45V44H136ZM163 45V44H162ZM161 45V46H162ZM171 45V44H170ZM204 45H206V44H204ZM203 45V46H204ZM209 45V44H208ZM219 45V44H218ZM3 46V45H2ZM110 46V45H109ZM116 46V45H115ZM138 46V45H137ZM154 46H156V45H154ZM165 46H166V44H165ZM164 46V47H165ZM215 45L213 44V47H214ZM217 46V45H216ZM38 47V46H37ZM49 47V46H48ZM53 47V46H52ZM60 47V46H59ZM58 47V48H59ZM61 47H62V45H61ZM64 47V46H63ZM111 47V46H110ZM125 47H126V45H125ZM133 47V46H132ZM142 47H144V46H142ZM9 48V47H8ZM70 48V47H69ZM100 48V47H99ZM101 48H103V46L101 47ZM120 48V47H119ZM128 48H130V47H128ZM136 48V47H135ZM157 48V47H156ZM160 48V47H159ZM5 49H6V47H5ZM35 49V48H34ZM68 49V48H67ZM105 49V48H104ZM114 49V48H113ZM126 49H127V47H126ZM165 49V48H164ZM41 50V49H40ZM62 50V49H61ZM64 50H66V49H64ZM71 49H69V51H70ZM135 50V49H134ZM166 50V49H165ZM74 51V50H73ZM116 51V50H115ZM126 51V50H125ZM142 51V50H141ZM146 51V50H145ZM169 51V50H168ZM175 51V50H174ZM250 51V50H249ZM0 52H1V50H0ZM8 52H9V49H8ZM46 52H49V51H46ZM51 52H53V51H51ZM190 52V51H189ZM253 52V51H252ZM56 53V52H55ZM67 53V52H66ZM114 53V52H113ZM121 53H123V52H121ZM42 54V55H41ZM50 54V53H49ZM60 54V53H59ZM75 54V53H74ZM105 54V53H104ZM189 54V53H188ZM244 54V53H243ZM65 55V54H64ZM99 55H100V53H99ZM180 55V54H179ZM183 55V54H182ZM181 55V56H182ZM11 56V55H10ZM106 56V55H105ZM104 56V57H105ZM115 56V55H114ZM127 56V55H126ZM140 56V55H139ZM161 56V55H160ZM202 56V55H201ZM236 56H238V55H236ZM246 56V55H245ZM69 57V56H68ZM112 57V58H111ZM169 57V56H168ZM186 57V56H185ZM189 57V56H188ZM206 57V56H205ZM242 57V56H241ZM254 57V56H253ZM8 58V57H7ZM101 58V57H100ZM103 58V57H102ZM138 58V57H137ZM140 58V57H139ZM201 58H203V57H201ZM208 58V57H207ZM78 59V58H77ZM97 59H98V57H97ZM96 59V60H97ZM117 59V58H116ZM133 59V58H132ZM156 59H160V58H157L156 57ZM197 59H199V58H197ZM236 59V58H235ZM70 60V59H69ZM101 60V59H100ZM99 60V61H100ZM134 60V59H133ZM142 60V59H141ZM150 60H152V59H150ZM172 60V59H171ZM183 60V59H182ZM206 60V59H205ZM210 60V59H209ZM4 61V60H3ZM2 61V62H3ZM5 61H8V59L7 60H5ZM12 61V60H11ZM144 61V60H143ZM148 61V60H147ZM192 61H193V59H192ZM74 62V61H73ZM72 62V63H73ZM84 62V61H83ZM150 62V61H149ZM153 62V61H152ZM161 62H162V60H161ZM71 63V62H70ZM91 63V62H90ZM139 63V62H138ZM140 63H141V61H140ZM159 63V62H158ZM163 63V62H162ZM204 63V62H203ZM251 63H252V61H251ZM257 63V62H256ZM3 64V63H2ZM92 64H93V62H92ZM141 64H143V63H141ZM160 64V63H159ZM158 64V65H159ZM189 64V63H188ZM201 64V63H200ZM211 64V63H210ZM216 64V63H215ZM226 64V63H225ZM260 64V63H259ZM6 65V64H5ZM75 65V64H74ZM214 65V64H213ZM237 65V64H236ZM81 66V65H80ZM138 66V65H137ZM143 66H144V64H143ZM168 66V65H167ZM181 66V65H180ZM195 66V65H194ZM219 66V65H218ZM224 66V65H223ZM258 66V65H257ZM1 67V66H0ZM145 67V66H144ZM159 67H160V65H159ZM182 67V66H181ZM186 67H187V65H186ZM209 67V66H208ZM233 67V66H232ZM248 67V66H247ZM4 68V67H3ZM9 68V67H8ZM231 68V67H230ZM1 69L2 68H0V71H1ZM69 69V68H68ZM174 69V68H173ZM170 70V69H169ZM179 70H182L181 68L179 69ZM191 70H194V69H191ZM204 70V69H203ZM215 70V69H214ZM222 70V69H221ZM17 71V70H16ZM20 71V70H19ZM161 71V70H160ZM172 71V70H171ZM188 71V70H187ZM262 71V70H261ZM261 71H259V72H261ZM186 72V71H185ZM1 73V72H0ZM4 73V72H3ZM16 73V72H15ZM67 73V72H66ZM76 73V74H75ZM165 73V72H164ZM172 73V72H171ZM174 73V72H173ZM211 73V72H210ZM20 74H22L21 72H20ZM70 74V73H69ZM72 74V73H71ZM182 74V73H181ZM196 74V73H195ZM262 74V73H261ZM15 75V74H14ZM16 75H19V74H16ZM68 75V74H67ZM157 75V74H156ZM169 75V74H168ZM186 75V74H185ZM190 75V74H189ZM248 75V74H247ZM260 75V74H259ZM171 77H172V75H170ZM195 76V75H194ZM210 76V75H209ZM214 76V75H213ZM257 76V75H256ZM12 77V76H11ZM68 77V76H67ZM163 76H161V78H162ZM170 77V78H171ZM192 77V76H191ZM196 77V76H195ZM211 77V76H210ZM237 77V76H236ZM258 77V76H257ZM261 77V76H260ZM5 78V77H4ZM3 78V79H4ZM15 78V77H14ZM69 78V79H70ZM182 78V77H181ZM208 78V77H207ZM2 79V78H1ZM16 79H20V78H17L16 77ZM67 79V78H66ZM145 79V78H144ZM163 79V78H162ZM172 79V78H171ZM174 79V78H173ZM184 79V78H183ZM254 79V78H253ZM252 79V80H253ZM21 80V79H20ZM19 80V83H21V81ZM82 80H85L86 81V83H84ZM114 81V80H116L117 81V83H116V85H121L122 83H124L123 85H126L128 82H133V85L134 84H136V90H138L139 91V93L137 94V96H134L135 98H134V100L132 99V98H126V99H122V100H118V99H116V96H117V92H116V94H115V96L112 98V97H108L106 94H105V91H103V87H107V86H109V85H107L106 83H109V82H111V81ZM161 80V79H160ZM195 80H196V78H195ZM216 80V79H215ZM67 81V80H66ZM68 81H70V80H68ZM135 81H137V82H135ZM197 81V80H196ZM198 81H200L199 79H198ZM225 81V80H224ZM0 82H2V81H0ZM18 82V81H17ZM73 82V81H72ZM4 83H6V82H4ZM177 83V82H176ZM191 83H193V82H191ZM259 83V82H258ZM14 84H16V83H14ZM112 84V83H111ZM182 84V83H181ZM199 84H200V82H199ZM212 84V83H211ZM67 85V84H66ZM75 85V84H74ZM76 85H77V83H76ZM227 85V84H226ZM259 85V84H258ZM264 85V84H263ZM11 86V85H10ZM9 86V87H10ZM15 86V85H14ZM13 86V87H14ZM20 86V85H19ZM18 86V87H19ZM113 86V85H112ZM168 86V85H167ZM242 86V85H241ZM243 86H245V85H243ZM254 86H255V84H254ZM7 87H8V85H7ZM16 87V86H15ZM68 87V86H67ZM73 87V86H72ZM175 87V86H174ZM180 87V86H179ZM200 87V86H199ZM246 87V86H245ZM20 88V87H19ZM19 88H16L17 89V91H18V89ZM74 88V87H73ZM134 88H135V85H134ZM162 88V87H161ZM212 88V87H211ZM210 88V89H211ZM11 90V89H10ZM21 90V89H20ZM77 90V89H76ZM261 90V89H260ZM12 91H13V89H12ZM12 91H10L9 93L6 91V88L3 86V88L0 90V130H6V132H11V133H15V134H17V135H21V136H37V137H39V138H42L43 139V141H51V140H53V139H55V138H58V137H60V138H62V139H70V140H73V141H75V142H77V143H79L80 145H83V146H87V147H90V148H92V149H95L96 151H98V152H100V154L105 158V159H108V160H110L112 163H114L115 165H118V166H120L123 170H125L128 174H129V176L132 178V179H134L135 181H137L139 184H141L142 186H144L145 188H147L148 190H150V191H152L153 189L151 188L152 186L151 185H154V184H151V183H149L148 182V180L149 179H152V180H155V179H153V178H151L152 177V175L154 174L153 173V167H151L152 168V173H149V169H151V168H148L149 167V165H148V167L146 166V161H142V159H140L139 158V156L138 155H136L135 153H133L132 152V150L130 149L131 147H133V146H129L128 145V142L130 141H128L127 143L125 142V141H127V140H125V141H123V140H119L118 139V137H117V135L115 134V137L114 138H116L117 137V139H114V138H112V137H108V136H106V135H108V134H106V135H103V131H102V133H101V129H99V128H101V127H99V128H97V127H95V126H93L92 124L93 123H88L89 122V119L88 118H90L91 119V117H86L83 113V116H85L87 119H88V122H87V119L84 117V119H86V124L85 123H81L80 121L79 122H74V120L72 119V121H70V117H69V119L67 118V117H65V115H64V118H63V116H60V117H57L56 116V114H55V116L56 117H47V116H45V113L42 111V110H39L40 109V106L38 107L39 109H37V108H35V107H33V106H29V105H26V104H24V105H22L21 104V106H19L18 105V103H17V101H14V98L15 97H13L15 94H13L12 96H10L13 92ZM134 91V90H133ZM225 91V90H224ZM227 91V90H226ZM234 91V90H233ZM15 92V91H14ZM20 92V91H19ZM193 92V91H192ZM11 93V94H10ZM28 93V94H29ZM175 93V92H174ZM232 93V92H231ZM242 93V92H241ZM245 93V92H244ZM244 93H242V95L244 94ZM258 93V92H257ZM19 94H22V93H18V95H16V96H21V98L20 99H22V97H23V95H19ZM112 94V93H111ZM125 94V93H124ZM219 94V93H218ZM130 95V94H129ZM129 95H128V97H129ZM164 95V94H163ZM201 95V94H200ZM203 95V94H202ZM213 95V94H212ZM26 96V95H25ZM31 96V95H30ZM173 97H175L174 95H172ZM193 96V95H192ZM227 96H228V94H227ZM244 96V95H243ZM28 97V96H27ZM125 97V96H124ZM208 97V96H207ZM32 98V97H31ZM39 98V97H38ZM41 98V97H40ZM178 98V96H176L175 97V99H177ZM205 98V97H204ZM19 99V98H18ZM23 99H24V97H23ZM42 99H44V98H41V101L40 102H44ZM55 99V98H54ZM132 99V100H131ZM191 99V98H190ZM189 99V100H190ZM15 100H16V98H15ZM52 100V99H51ZM66 100V101H65ZM206 100V99H205ZM208 100V99H207ZM28 101V100H27ZM26 101V102H27ZM29 101H31V100H29ZM47 101V100H46ZM57 101V100H56ZM57 101V102H58ZM68 101H72V102H74V104L75 105H77V107H73V105L74 104H71V103H69ZM20 102H21V100H20ZM25 102V101H24ZM23 102V103H24ZM38 102V101H37ZM40 102H39V104H40ZM51 102V101H50ZM49 102V103H50ZM75 102H77V103H75ZM193 102V101H192ZM22 103V102H21ZM31 103H32V101H31ZM47 103V102H46ZM51 103H53V102H51ZM56 102H54V104H55ZM58 103H60V102H58ZM186 103V102H185ZM209 103V102H208ZM44 104H45V102H44ZM54 104H52L51 106H53ZM60 105V106H63V105ZM203 104V103H202ZM43 105V104H42ZM49 105V104H48ZM59 105H56V106H59ZM68 105H65V106H67L68 107ZM74 105V106H75ZM209 105V104H208ZM38 106V105H37ZM45 106V105H44ZM59 106V107H60ZM65 106H63V107H61V108H64ZM46 107H48V106H46ZM66 107V108H67ZM173 107H174V110H173ZM256 107V106H255ZM261 107V106H260ZM44 108V107H43ZM58 108V107H57ZM56 108V109H57ZM71 108V107H70ZM73 108H75V109H73ZM259 108V107H258ZM264 107H262V109H263ZM45 109V108H44ZM49 109V108H48ZM55 109V108H54ZM248 109V108H247ZM252 109V108H251ZM261 109V110H262ZM59 110V109H58ZM57 110V111H58ZM68 110V109H67ZM70 110V109H69ZM68 110V111H69ZM72 110H70L69 112H71ZM131 110H133L134 112H135V114H137V115H139L141 118H144V117H147V119H145V121L143 122V123H141L142 121H140V119H138V118H135V117H133L132 116V114H131V116L129 115V112L131 111ZM186 110V109H185ZM249 110H250V108H249ZM248 110V111H249ZM256 110V109H255ZM258 110V109H257ZM259 110H260V108H259ZM48 111V110H47ZM51 111V110H50ZM52 111H54V110H52ZM61 111V110H60ZM62 111H63V109H62ZM64 111L66 112V110L64 109ZM78 111V110H77ZM77 111H75V113H73V116H75V115H78V116H80V117H78L79 119H81V114L79 115V114H76V112ZM81 111V110H80ZM79 111V112H80ZM49 112V111H48ZM55 112H56V110H55ZM59 112V111H58ZM58 112H56L57 113V115L58 114H60V113H58ZM64 112V113H65ZM73 112V111H72ZM71 112V113H72ZM78 112V113H79ZM188 112V111H187ZM190 112V111H189ZM255 112V111H254ZM260 112V111H259ZM67 113V112H66ZM70 113V114H71ZM85 113V112H84ZM151 113H155L156 115H152ZM158 113V114H157ZM179 113H180V111H179ZM183 113V112H182ZM263 113H264V111H263ZM262 113V114H263ZM50 114V113H49ZM53 114H54V112H53ZM69 114V115H70ZM75 114V115H74ZM88 114V113H87ZM86 114V115H87ZM91 114V113H90ZM89 114V115H90ZM252 114H254V113H252ZM48 115V114H47ZM72 115V114H71ZM88 116V115H87ZM92 116V115H91ZM94 116V117H95ZM162 116V117H161ZM183 116V115H182ZM189 116V115H188ZM252 116V115H251ZM261 117H262V115H260ZM264 116V115H263ZM93 117V118H94ZM71 118H73V117H71ZM75 118V117H74ZM78 119V120H79ZM83 119V118H82ZM170 119V118H169ZM75 120H77V118H75ZM99 120V122H101ZM83 121V120H82ZM97 120H95V121H93V122H96ZM179 121V120H178ZM83 122H85V121H83ZM169 122V121H168ZM180 122V121H179ZM187 122V121H186ZM185 122V123H186ZM102 123V122H101ZM183 123V122H182ZM108 124H106V126L108 125ZM109 124V125H110ZM175 124V123H174ZM95 125V124H94ZM101 124L99 123V126H100ZM177 125H178V123H177ZM185 124H183V127H185L184 126ZM103 128H104V125H101ZM189 126V125H188ZM108 127V126H107ZM107 127H105V128H107ZM110 127V126H109ZM176 127V126H175ZM178 128V127H177ZM108 130H111L112 131V129H110V128H107ZM116 129V128H115ZM115 129H114V132H115ZM122 129V130H123ZM168 129V128H167ZM173 129V128H172ZM104 130H106V129H104ZM118 130V129H117ZM123 130V131H124ZM169 130V129H168ZM233 130V129H232ZM247 130V129H246ZM119 131V130H118ZM141 131V130H140ZM144 130H142V132H143ZM105 132V131H104ZM109 132V131H108ZM113 132V133H114ZM128 133V131H125V133ZM145 132H144V134H145ZM148 132V131H147ZM150 132V131H149ZM235 132V131H234ZM105 133H107V131L105 132ZM116 133V132H115ZM130 133V132H129ZM133 133V132H132ZM131 133V134H132ZM135 133V132H134ZM133 133V134H134ZM180 133V132H179ZM185 133V132H184ZM123 134V133H122ZM138 134V133H137ZM143 134V133H142ZM189 134V133H188ZM120 135V137L122 136L121 134H119ZM139 135V134H138ZM137 135V136H138ZM147 135V134H146ZM159 135H161V134H159ZM158 135V136H159ZM163 135V134H162ZM186 136H187V134H185ZM128 136V135H127ZM135 136H136V134H135ZM144 136V135H143ZM165 136V135H164ZM164 136H161V137H164ZM123 137V136H122ZM154 137H152L153 138V140H155V139H157V138H155L154 139ZM157 137V136H156ZM161 137H159L160 139H161ZM166 137H167V135H166ZM166 137L164 138V139H166ZM146 139V138H145ZM140 140V139H139ZM144 140V139H143ZM152 140V139H151ZM150 140V141H151ZM158 140V139H157ZM157 140H155L156 142H157ZM166 140H168V139H166ZM165 140V141H166ZM170 140V139H169ZM168 140V142L167 143H170V141ZM238 140V139H237ZM137 141V140H136ZM135 141V142H136ZM141 141V140H140ZM149 141V142H150ZM227 141V140H226ZM131 142V141H130ZM143 142V141H142ZM145 142V141H144ZM148 142V141H147ZM159 142V141H158ZM163 141H161V143H162ZM167 143H165L164 142V146L162 147L163 149H164V147H165V144H167ZM133 144V143H132ZM136 144H137V142H136ZM141 144V143H140ZM142 144H144V143H142ZM145 144H146V142H145ZM147 144H149V143H147ZM152 144V143H151ZM156 144V143H155ZM171 144V143H170ZM170 144H169V146H170ZM175 144H177L176 142H175ZM221 144H222V142H221ZM174 145V144H173ZM172 145V146H173ZM179 145V144H178ZM178 145H176V146H178ZM136 146V145H135ZM143 145H139V147L141 148ZM144 146H146V145H144ZM148 146H150V145H148ZM160 146V145H159ZM159 146H157V148L159 147ZM172 146H171V148H170V150H172L173 148H172ZM180 146V145H179ZM178 146V147H179ZM189 146V145H188ZM219 146V145H218ZM138 147V146H137ZM154 147H155V145H154ZM177 147V148H178ZM182 147V146H181ZM134 148V147H133ZM145 148H147V147H145ZM167 148V147H166ZM183 148V147H182ZM231 148V147H230ZM251 148V147H250ZM137 149L138 148H136V151H137ZM142 149V148H141ZM148 149V148H147ZM146 149V150H147ZM153 149V148H152ZM155 149V148H154ZM174 149H176V148H174ZM225 149V148H224ZM166 150V149H165ZM168 150V149H167ZM245 150V149H244ZM260 150V149H259ZM149 151H150V147H149ZM148 151V152H149ZM156 151H159V150H156ZM173 151V150H172ZM178 151H180L181 152V149H180V147H179V149H178ZM177 151V152H178ZM147 152V151H146ZM150 152H152V151H150ZM162 152V151H161ZM164 152V151H163ZM183 152H186V151H183ZM182 152V153H183ZM199 152V151H198ZM249 152V151H248ZM145 153V152H144ZM166 153V152H165ZM169 154L171 153V152H168ZM176 153V152H175ZM174 153V154H175ZM188 153V152H187ZM167 154V153H166ZM178 154H180L179 152H178ZM185 154V153H184ZM140 155V154H139ZM149 155H151V154H149ZM152 155H154V153L152 152ZM164 155V154H163ZM172 155V154H171ZM183 155V154H182ZM186 155V154H185ZM144 156V155H143ZM142 156V157H143ZM159 156V155H158ZM161 156V155H160ZM159 156V157H160ZM166 156V155H165ZM164 156V157H165ZM168 156V155H167ZM179 156V155H178ZM184 156V155H183ZM188 156V155H187ZM186 156V157H187ZM145 157L147 158V160H148V157H147V154L145 155ZM169 157V156H168ZM175 157H177V156H175ZM145 158V159H146ZM150 158V157H149ZM152 158H154V157H152ZM157 159H159L158 157H156ZM182 158H185V157H182ZM201 158V157H200ZM162 159V158H161ZM164 160L166 159V157L165 158H163ZM169 159H171V158H169ZM179 159V158H178ZM204 159V158H203ZM177 160V159H176ZM184 160V159H183ZM186 160H188V163H189V159H188V157L186 158ZM207 160V159H206ZM236 160V159H235ZM155 161V160H154ZM166 161H167V159H166ZM169 161V160H168ZM171 161H172V159H171ZM208 161V160H207ZM264 161V160H263ZM148 162V161H147ZM158 162H160V161H158ZM158 162H155V164L156 163H158ZM173 162V161H172ZM183 162V161H182ZM213 162V161H212ZM250 162V161H249ZM152 163H154V162H152ZM161 163V162H160ZM159 163V164H160ZM180 163V162H179ZM179 163H177V164H179ZM184 163V162H183ZM214 163V162H213ZM50 164L51 163H47V164H45L43 167H41V168H39V170L40 171H37V172H35V171H33L32 170V167L30 166V165H27V166H25V169H27V172L25 173V174H23L22 172V174L21 173H19L21 176H20V178H19V180L17 181L18 183H16V184H1L0 183V201H2V205H4V207H8L9 208V210L12 212V214H13V217H16V218H18V220H16V219H12V221L11 222H9V221H5L4 219H0V229H1V225L2 224H4V223H7V224H14L15 222H17V223H19V224H25V226H26V228H27V232L29 233V234H31V235H33L34 236V238H35V240H39L41 243H40V245H41V251H45V249H49V248H56L55 246H57V244L55 245V244H52L47 238H50L51 236H58V237H60L61 239H63V240H65V237H66V232L68 231V229H67V225L65 224V220H66V217H60V216H53V215H51L50 213H48L47 212V210H48V208H46L44 205L45 204H38V202L36 201V200H38L39 199V197L40 196H43V195H45L46 193H48V192H53V190L57 187V186H59V185H61L62 183H63V180H66V179H64L63 178V180L62 181H60V180H57L56 178H44L43 177V173H45V172H48L50 169H51V167H50ZM169 164V163H168ZM175 164V163H174ZM184 164H186V162L184 163ZM183 164V165H184ZM190 164V163H189ZM191 164H192V162H191ZM206 164H207V162H206ZM228 164V163H227ZM161 165V164H160ZM159 165V166H160ZM182 165V166H183ZM199 165V164H198ZM229 165V164H228ZM154 167H155V165H153ZM178 165H176L175 164V169H179L178 167H177ZM187 166V165H186ZM185 166V167H186ZM191 166V165H190ZM207 166V165H206ZM217 166V165H216ZM230 166H233V165H230ZM164 167H166L165 165H164ZM171 167H173V166H171ZM171 167H170V169H171ZM177 167V168H176ZM195 167V166H194ZM221 167V166H220ZM226 167V166H225ZM162 168H163V164H162ZM162 168H160V169H162ZM180 168H181V165H180ZM198 168V167H197ZM212 168V167H211ZM21 169V168H20ZM19 169V170H20ZM168 169H169V167H168ZM167 168L165 169H163V175H164V170L166 171V170H168ZM169 169V170H170ZM184 169H186L187 170V167L186 168H184ZM189 169V168H188ZM191 169V168H190ZM193 169V168H192ZM191 169V170H192ZM195 169V168H194ZM199 169H201V168H199ZM215 169V168H214ZM22 170V169H21ZM155 170V169H154ZM159 170V169H158ZM184 171V174H185V172H187V171ZM191 170L189 171L188 170V173L189 172H191ZM198 170V169H197ZM173 171H175V170H173ZM173 171H171V172H168V171H166V172H168V173H172ZM177 171V170H176ZM203 171V170H202ZM215 171H217V170H215ZM231 171V170H230ZM263 171V170H262ZM155 173H157L156 171H154ZM159 172V171H158ZM180 172H181V170L179 171V172H177V173H179L180 174ZM193 172V171H192ZM204 172V171H203ZM162 173V172H161ZM175 172H173V176H175V174H174ZM182 173V172H181ZM195 173V172H194ZM229 173V172H228ZM150 174H152V175H150ZM159 174V173H158ZM179 174H178V176H179ZM183 174V175H184ZM189 174H191V173H189ZM188 174V175H189ZM198 174V173H197ZM196 174V175H197ZM204 174V173H203ZM85 175H87V174H85ZM160 175V174H159ZM168 175L172 178V176L170 175V174H167V175H165V178H166V176H167V179H168ZM181 175V174H180ZM187 175V176H188ZM195 175V174H194ZM195 175V176H196ZM200 175V174H199ZM154 176H155V174H154ZM158 176V175H157ZM162 176V175H161ZM160 176V177H161ZM177 176V175H176ZM176 176H175V178H176ZM185 176H186V174H185ZM159 177V178H160ZM163 177V176H162ZM179 177H181V176H179ZM179 177H177L178 179H179ZM198 177V176H197ZM209 177V176H208ZM16 178V177H15ZM159 178H158V180H159ZM170 178V179H171ZM176 178V179H177ZM182 178V180H184L183 179V177H181ZM192 178V177H191ZM191 178H189L190 180H191ZM217 178V177H216ZM225 178V177H224ZM248 178V177H247ZM257 178V177H256ZM187 179V178H186ZM193 179H195V178H193ZM198 179V178H197ZM201 179V178H200ZM199 179V180H200ZM203 179V178H202ZM223 179V178H222ZM2 180V179H1ZM151 180V181H152ZM157 180V179H156ZM158 180L156 181V182H158ZM160 180H164L163 178L162 179H160ZM172 180H173V178H172ZM181 180V179H180ZM181 180V181H182ZM150 181V180H149ZM170 181V180H169ZM175 182H177L178 180H174ZM181 181L180 182H177V184L178 183H181ZM185 181H188L189 182V180H185ZM166 182V179L164 180V183ZM167 182H168V180H167ZM249 182V181H248ZM255 182V181H254ZM163 183V184H164ZM168 183H172V181L171 182H168ZM168 183H166V184H168ZM174 183V182H173ZM182 183H184V181L182 182ZM187 182H185L184 183V185H183V187L185 186V184H186ZM197 183V182H196ZM225 183V182H224ZM158 185H160V183H157ZM162 184V185H163ZM189 184H190V182H189ZM192 184H193V181H192ZM191 184V185H192ZM176 185V184H175ZM180 185V184H179ZM188 185V184H187ZM186 185V186H187ZM85 186H90V187H93L96 191H102V190H105L108 194H110L111 196L113 195L114 196V190H113V188L108 184V183H106V182H103L102 183V181H101V184H99L98 183V181L96 180V179H93V180H90V179H88V177L87 176H85V178H84V183H82L79 187V189L81 190V189H83V187H85ZM166 186V185H165ZM165 186H162V188H164ZM167 186H169V185H167ZM166 186V187H167ZM170 186H171V184H170ZM190 186V185H189ZM189 186H188V188H189ZM154 187V186H153ZM155 187L157 188V186L155 185ZM172 187H174L173 185H172ZM175 187H177V186H175ZM175 187H174V189H175ZM158 188H159V186H158ZM179 187H177V189H178ZM184 188H186V187H184ZM184 188H182V189H184ZM187 188V189H188ZM191 188H193V187H190V189H189V191L191 190ZM250 188V187H249ZM172 189L173 188H171L170 190L172 191ZM248 189V188H247ZM257 189V188H256ZM3 190H8V191H11V195H12V197L10 196V197H3ZM15 191L16 192V194H14L12 191ZM156 190V189H155ZM159 190V189H158ZM161 190V189H160ZM165 190H166V188H165ZM240 190V189H239ZM178 191L179 192H181L180 190H177V193H178ZM161 192V191H160ZM164 192V191H163ZM162 192V193H163ZM191 192V191H190ZM215 192V191H214ZM217 192V191H216ZM215 192V193H216ZM232 192V191H231ZM234 192V191H233ZM156 193V192H155ZM171 193V192H170ZM176 193V192H175ZM214 193V194H215ZM156 194H159V193H156ZM167 194H169V190H168V193ZM209 194H211V193H208V195ZM88 195V194H87ZM161 195V194H160ZM164 195H166V194H164ZM174 195V194H173ZM176 195V194H175ZM182 195V194H181ZM181 195H178V196H181ZM244 195V194H243ZM258 195V194H257ZM256 195V196H257ZM162 196V195H161ZM183 196V195H182ZM187 196V195H186ZM189 196V195H188ZM187 196V197H188ZM212 197H213V194L211 195ZM170 197V194H169V196H168V198ZM189 197H191V195L189 196ZM194 197V196H193ZM204 197V196H203ZM162 198V200H163V197H161ZM167 198V199H168ZM173 198V197H172ZM179 198V197H178ZM183 198H184V196H183ZM195 198V197H194ZM205 198L207 199V196L205 195ZM215 198V197H214ZM174 199V198H173ZM191 199V198H190ZM206 199H205V201H206ZM219 199V198H218ZM223 199V198H222ZM222 199H221V201H222ZM248 199V198H247ZM35 200V201H34ZM166 200V199H165ZM180 200V199H179ZM179 200L177 199V201L179 202ZM182 200V199H181ZM188 200V199H187ZM194 200V199H193ZM209 200V199H208ZM231 200V199H230ZM249 200V199H248ZM169 201H170V199H169ZM176 201V200H175ZM177 201H176V203H177ZM195 201V200H194ZM216 201V200H215ZM220 201V202H221ZM225 201V199H223V202ZM239 201V200H238ZM163 202H164V200H163ZM182 202V201H181ZM185 202V201H184ZM192 203H191V205H193V201H191ZM196 202V201H195ZM213 202H214V200H213ZM220 202H218V203H216L217 205L220 203ZM228 202V201H227ZM169 204H170V202H168ZM172 203H173V201H172ZM171 203V204H172ZM175 203V204H176ZM183 203V202H182ZM187 203V202H186ZM208 203V202H207ZM210 203H212V198H211V202ZM240 203V202H239ZM181 204V203H180ZM180 204H176V205H180ZM221 204H222V202H221ZM247 204V203H246ZM256 204V203H255ZM254 204V205H255ZM165 205H167L166 203H165ZM175 205V206H176ZM182 205V204H181ZM184 205V204H183ZM187 205H189V204H187ZM205 205H207L206 203H205ZM214 205H215V203H214ZM227 205H228V203H227ZM226 205V206H227ZM240 205H243L242 204V202L240 203ZM249 205H250V203H249ZM47 206V205H46ZM170 206V205H169ZM194 206V205H193ZM193 206H190L191 208H193ZM198 206V205H197ZM204 206V204L203 205H201V208ZM211 206H213V205H211ZM230 206H231V204H230ZM237 206V205H236ZM243 206H245V205H243ZM247 206H248V204L246 205V209H247ZM177 207V206H176ZM176 207H174V209L176 208ZM196 207V206H195ZM194 207V208H195ZM200 206H198V208H199ZM215 207V206H214ZM221 207V206H220ZM224 207V206H223ZM222 207V208H223ZM228 207V206H227ZM238 207V206H237ZM250 207V206H249ZM249 207H248V209H249ZM251 207H253V205H251ZM257 207H259V206H257ZM257 207H253V208H256L257 209ZM80 208L82 209L81 210V212H82V217L81 218H83L82 220L84 221V219L86 218L84 215H85V213L88 211V210H86V208L85 207H82V206H80ZM170 208V207H169ZM172 208V207H171ZM187 208V207H186ZM190 208V209H191ZM197 208V209H198ZM211 208V207H210ZM216 208H218L217 206H216ZM215 208V209H216ZM226 208V207H225ZM232 208V207H231ZM230 208V209H231ZM235 208V207H234ZM242 208L243 207H241V210H242ZM260 208V207H259ZM166 209V208H165ZM168 209V208H167ZM174 209H172V210H174ZM178 209V208H177ZM180 209V208H179ZM182 209H185V208H182ZM189 209V210H190ZM214 209V208H213ZM233 209V208H232ZM237 209V208H236ZM240 209V208H239ZM245 209V210H246ZM256 209H254V210H256ZM176 210V209H175ZM189 210H187V211H189ZM193 210V209H192ZM200 211L199 212H201V210L202 209H199ZM227 210V209H226ZM257 210H259V209H257ZM178 211V210H177ZM176 211V212H177ZM180 211V210H179ZM184 211H186V210H184ZM186 211V212H187ZM191 211V210H190ZM203 211V210H202ZM215 211V210H214ZM230 211V210H229ZM228 211V212H229ZM253 211V210H252ZM173 212V211H172ZM175 212V211H174ZM192 212V211H191ZM194 212L195 213H197L195 210H194ZM194 212L192 213V214H194ZM215 212H217V211H215ZM220 212V211H219ZM221 212H223V210L221 211ZM224 212H225V210H224ZM242 212H243V210H242ZM247 212H248V210H247ZM246 212V213H247ZM251 212V211H250ZM258 212H262L261 211V209H260V211H258ZM189 213V212H188ZM202 213V212H201ZM205 213H207V206H206V210H205V212H204V214ZM209 213V212H208ZM211 213V212H210ZM209 213V214H210ZM237 213V212H236ZM239 213V212H238ZM245 213V212H244ZM254 213V212H253ZM257 213V212H256ZM5 214V213H4ZM185 214V213H184ZM213 214V213H212ZM223 214V213H222ZM225 214V213H224ZM224 214H223V216H224ZM226 214H227V212H226ZM234 214V213H233ZM232 214V215H233ZM240 214V213H239ZM248 214V213H247ZM191 215V214H190ZM203 215V214H202ZM206 215V214H205ZM227 215H229V214H227ZM243 215V213L241 214V216ZM245 215V214H244ZM249 215H250V213H249ZM172 216V215H171ZM179 216V215H178ZM188 216V215H187ZM196 215H194L193 216V219H196V218H194ZM197 216H199V215H197ZM207 216H210V215H207ZM206 216V217H207ZM217 216H218V213H217ZM226 216V215H225ZM254 216H255V213H254ZM185 217V216H184ZM189 217V216H188ZM203 217H204V220H205V216L203 215ZM202 217V218H203ZM220 217H222V215L220 216ZM233 217H235V216H233ZM240 217V216H239ZM176 218V217H175ZM202 218H199L200 219V221H202L203 219ZM211 218V217H210ZM231 218V217H230ZM229 218V219H230ZM236 218H238V217H236ZM243 218V217H242ZM246 218V217H245ZM254 218V217H253ZM177 219H178V217H177ZM185 219V218H184ZM207 219V218H206ZM209 219V218H208ZM207 219V220H208ZM225 220L226 219H228V218H224ZM233 219V218H232ZM241 219V218H240ZM249 219V218H248ZM252 219V218H251ZM255 219H257V218H255ZM258 219H259V217H258ZM173 220V219H172ZM180 220V219H179ZM183 220V219H182ZM186 220H187V218H186ZM190 220V219H189ZM189 220H187V221H189ZM196 220H198V218L196 219ZM211 220H212V222H213V219L211 218ZM210 220V221H211ZM221 220V219H220ZM219 220V221H220ZM245 220H247V219H245ZM254 220V219H253ZM177 222V220H175L174 219V222ZM187 221H186V223H187ZM190 221H193L192 219L190 220ZM223 221V220H222ZM230 221H231V219H230ZM235 221V220H234ZM234 221L232 222L231 221V223H229L228 221H227V223L228 224H234ZM238 221H239V219H238ZM244 221V220H243ZM257 221H259V220H257ZM174 222H171V225H173L172 223H174ZM179 222V221H178ZM183 222L185 223V221L183 220ZM194 222H196L195 220H194ZM198 222V221H197ZM211 222V223H212ZM221 222V221H220ZM220 222H218V223H220ZM226 222V221H225ZM224 221H223V223H225ZM241 222V221H240ZM247 222H249L248 220H247ZM185 223V224H186ZM193 223V222H192ZM203 223H205V222H203L202 221V224ZM222 223V222H221ZM227 223L226 224H223V225H226V226H229V225H227ZM183 224V223H182ZM185 224H183L184 226H185ZM191 224V223H190ZM189 224V225H190ZM202 224H200V225H202ZM206 225H207V221H206V223H205ZM235 224H237V220H236V223ZM239 224V223H238ZM250 224V223H249ZM125 225H127L128 226V231L130 232V233H135V230H134V227H133V225H131L130 227H129V225L128 224H125ZM177 225V224H176ZM179 225V224H178ZM213 225H217V223H215V224H212V227H213ZM220 226H222V228H223V225L222 224H219ZM240 225V224H239ZM244 225V224H243ZM246 225V224H245ZM247 225H248V223H247ZM175 226V225H174ZM180 226H182V225H180ZM179 226V227H180ZM191 226V225H190ZM195 226V225H194ZM197 226V225H196ZM208 226V225H207ZM211 226V225H210ZM235 226V225H234ZM233 225L231 226V227H234ZM237 226V225H236ZM241 226V225H240ZM240 226H238L239 228H240ZM251 226H252V223H251ZM258 226V225H257ZM177 227V226H176ZM225 227V226H224ZM247 227V226H246ZM255 227H256V225H255ZM171 228H173V227H171ZM181 228V227H180ZM183 228V227H182ZM182 228H181V230H182ZM187 228V227H186ZM191 228V227H190ZM194 228V227H193ZM193 228H191V229H193ZM201 229H202V227H200ZM205 228H207V227H204L203 229H205ZM211 228V227H210ZM226 228V227H225ZM230 228V227H229ZM228 227H227V229H229ZM236 228V227H235ZM239 228H236V229H239ZM258 228V227H257ZM261 228L263 229V227L261 226ZM177 229V228H176ZM179 229V228H178ZM177 229V230H178ZM196 229V228H195ZM208 229H209V226H208ZM214 229V228H213ZM216 229V228H215ZM220 229V228H219ZM218 229V230H219ZM227 229L225 230L226 232H227ZM247 229V228H246ZM249 229V228H248ZM251 229V228H250ZM253 230H254V228H252ZM199 230V229H198ZM232 230V229H231ZM242 230V229H241ZM188 231H189V229H188ZM212 231V230H211ZM213 231H215V230H213ZM232 231H234V230H232ZM236 232H238V230H235ZM258 231H260V230H258ZM176 232L177 231H175V234H176ZM178 232H179V230H178ZM178 232H177V234H178ZM205 232H207V231H205ZM209 232V231H208ZM208 232H207V234H208ZM218 233L217 234H219V231H217ZM239 232H240V230H239ZM247 232V231H246ZM245 232V233H246ZM252 232V231H251ZM262 232H264V230H262ZM186 233V232H185ZM184 233V234H185ZM188 233H190V232H188ZM193 233V232H192ZM192 233H190V234H192ZM196 233V232H195ZM200 233V232H199ZM202 233V232H201ZM220 233H222V230L220 231ZM225 233V232H224ZM227 233H229V232H227ZM231 233V232H230ZM229 233V234H230ZM234 234H235V232H233ZM244 233V232H243ZM255 233H256V231H255ZM181 234H182V232H181ZM203 234H204V232H203ZM211 234V233H210ZM238 234V233H237ZM240 234H242V233H240ZM180 235V234H179ZM178 235V236H179ZM187 236H188V234H186ZM197 235V234H196ZM223 235V234H222ZM231 235V234H230ZM243 235V234H242ZM247 235V234H246ZM250 235V234H249ZM259 235H261V233H259ZM134 236H137L136 235V233H135V235ZM199 236V235H198ZM207 236H209V235H207ZM215 236H216V234H215ZM218 236V235H217ZM227 236V235H226ZM229 236V235H228ZM237 236H239V235H237ZM257 236V235H256ZM264 235L262 234V236L261 237H263ZM180 237V236H179ZM182 237H184V236H182ZM211 237V236H210ZM232 237V236H231ZM234 237H235V235H234ZM234 237H232V239H234ZM242 237V236H241ZM245 238H246V236H244ZM259 237V236H258ZM40 238H45L44 240L43 239H40ZM177 238V237H176ZM187 238V237H186ZM185 238V239H186ZM189 238V237H188ZM196 238H197V236H196ZM195 238V239H196ZM212 238V237H211ZM214 238V237H213ZM221 238H224L223 236H221L220 237V239ZM226 238V237H225ZM236 238H238V237H235V240H236ZM247 238H250V236L248 237V235H247ZM201 239V238H200ZM218 239V238H217ZM219 239V240H220ZM229 239H230V237H229ZM229 239L228 240H226V241H229ZM232 239H230L231 240V242H232ZM253 239V238H252ZM261 239V238H260ZM190 240H192L191 238H190ZM194 240V239H193ZM214 239H210V241H208V242H211V241H213ZM222 240V239H221ZM225 240L223 241V242H225ZM238 240V239H237ZM236 240V241H237ZM239 240H240V237H239ZM243 241H244V239H242ZM241 240V241H242ZM249 240V239H248ZM247 240V241H248ZM262 240V239H261ZM9 241H10V236L8 237V235H4L3 236V233H1L0 232V264H32L31 262H29V261H27V260H25V259H22V258H18V257H15V256H12L11 255V249H10V247H8V244H9ZM183 241V240H182ZM182 241H180V243L182 242ZM186 241V240H185ZM189 241V240H188ZM201 242H202V240H200ZM199 241V242H200ZM215 241V240H214ZM217 241L218 240H216V243H217ZM117 242V243H116ZM179 242V241H178ZM207 242V243H208ZM250 242H254L253 240L252 241H250ZM260 242V241H259ZM264 242V241H263ZM190 243H193V242H190ZM206 243V242H205ZM213 243V242H212ZM215 243V244H216ZM219 244H220V242H218ZM226 243V242H225ZM230 243V242H229ZM233 243H234V240H233ZM239 243H241V242H239ZM243 243H245V242H243ZM248 243V242H247ZM122 244L123 245H125V246H127L128 247V249H131L132 247L134 248V246L137 244V242H135L134 241V239L131 241L130 239H118L117 241L115 240L114 241V243L111 245V249L112 250H116L117 248L116 247H118V246H122ZM185 244V243H184ZM202 244V243H201ZM203 244H204V241H203ZM202 244V245H203ZM209 244V243H208ZM208 244H206L207 246H208ZM226 244H228V243H226ZM231 244V243H230ZM237 244V243H236ZM242 244V243H241ZM246 244V243H245ZM244 244V245H245ZM253 243H251V246H253L252 245ZM256 244V243H255ZM254 244V245H255ZM138 245V244H137ZM137 245H136V247H137ZM187 245V244H186ZM186 245H185V247H186ZM188 245H189V243H188ZM191 246H192V244H190ZM196 245V244H195ZM198 245V244H197ZM201 245V246H202ZM205 245V244H204ZM211 245H214V243L213 244H211ZM210 245V246H211ZM235 245V244H234ZM239 245V244H238ZM247 245V244H246ZM245 245V246H246ZM248 245H250V243L248 244ZM261 245V244H260ZM66 245L65 244H61V247H65ZM124 246V247H125ZM194 246V245H193ZM220 246H221V244H220ZM227 246V245H226ZM232 247H233V244L231 245ZM241 246L242 245H240V248H241ZM257 246H258V244H257ZM256 246V247H257ZM123 247V248H124ZM184 247V246H183ZM184 247V248H185ZM203 247V246H202ZM201 247V248H202ZM213 247V246H212ZM222 247V246H221ZM224 247V246H223ZM222 247V248H223ZM230 247V246H229ZM229 247L228 248H226V249H229ZM235 247V246H234ZM233 247V248H234ZM238 247V246H237ZM247 247V246H246ZM250 247V246H249ZM261 247H262V245H261ZM260 247V248H261ZM138 248V247H137ZM194 248H195V246H194ZM210 248V247H209ZM215 247H213V249H214ZM217 248V247H216ZM220 248V247H219ZM231 248V247H230ZM239 248V249H240ZM252 248V247H251ZM259 248V247H258ZM135 249V248H134ZM180 249H181V247H180ZM188 250H189V248H187ZM195 249H197V248H195ZM202 249H204V247L202 248ZM205 249H206V247H205ZM226 249H223V250H225L226 251ZM236 249V248H235ZM247 249V248H246ZM256 249V248H255ZM264 249V248H263ZM262 249V251H264ZM185 250V249H184ZM188 250H186V251H188ZM198 250V249H197ZM209 250V249H208ZM230 250V249H229ZM228 250V251H229ZM234 250V249H233ZM241 250V249H240ZM179 252H180V250H178ZM181 251H182V249H181ZM190 251V250H189ZM192 251V250H191ZM199 251H200V249H199ZM203 251V250H202ZM201 251V252H202ZM210 251H211V249H210ZM216 251V250H215ZM224 251V252H225ZM245 251V250H244ZM251 251V250H250ZM250 251H248L249 253H250ZM257 251V250H256ZM256 251H252V252H254V253H256ZM261 251V252H262ZM192 252H195V251H192ZM191 252V253H192ZM201 252H200V254H201ZM211 252H213V250L211 251ZM217 252V251H216ZM215 252V253H216ZM219 252V251H218ZM217 252V253H218ZM220 252H222V250L220 251ZM227 252V251H226ZM246 252V251H245ZM259 252V251H258ZM260 252V253H261ZM204 253V252H203ZM216 253V254H217ZM237 253V252H236ZM244 253V252H243ZM243 253H241V254H243ZM263 254H264V252H262ZM261 253V254H262ZM138 253H136V255H137ZM182 254V253H181ZM189 253H187V255H188ZM195 254V253H194ZM196 254H197V252H196ZM198 254H199V252H198ZM197 254V255H198ZM213 254V253H212ZM233 254V253H232ZM241 254H240V256H241ZM257 254H259V253H257ZM256 254V256H258ZM260 254V255H261ZM262 254V255H263ZM123 255V254H122ZM186 255V254H185ZM191 255V254H190ZM202 255H205V254H202ZM206 255H208V254H206ZM211 255V254H210ZM223 255H224V253H223ZM222 255V256H223ZM228 255V254H227ZM231 255V254H230ZM244 255V254H243ZM245 255H246V253H245ZM244 255V256H245ZM138 256V255H137ZM137 256H136V260H137V262L138 263H142V261H143V258L142 257H140L139 256V258H137ZM215 256V255H214ZM218 256H220L221 257V255H218ZM232 256V255H231ZM237 256V255H236ZM235 254H234V259H235ZM240 256H237V258L238 257H240ZM243 256V257H244ZM247 256H249V255H246V257L245 258H247ZM255 255H253V257H254ZM184 257V256H183ZM195 257V256H194ZM198 257V256H197ZM201 257V256H200ZM212 257V256H211ZM216 257H217V255H216ZM229 257V256H228ZM126 258V257H125ZM208 258V257H207ZM206 258V259H207ZM209 258H210V256H209ZM208 258V260L209 261H211L212 260V258H210L209 259ZM215 258V257H214ZM214 258H213V261H215L214 260ZM232 258L233 257H231L230 258V260H228V264L229 263H231V262H229V261H231L232 260ZM236 258V260L235 261H237L238 259ZM241 258V257H240ZM250 258V257H249ZM254 258H256V257H254ZM253 258V259H254ZM261 258H263V257H261ZM192 259H193V257H192ZM202 260H204L203 258H201ZM225 259H227V258H225ZM234 259H233V262H235L234 261ZM252 259V260H253ZM258 259V258H257ZM148 260V259H147ZM200 260V259H199ZM220 260V259H219ZM218 260V261H219ZM242 260H244V258L242 259ZM249 260V259H248ZM197 261V260H196ZM217 261V260H216ZM217 261V262H218ZM221 261L223 262V260L221 259ZM246 261V260H245ZM251 261V260H250ZM258 261H260V260H258ZM204 262V261H203ZM226 262H227V260H226ZM226 262H225V264H226ZM238 262L239 261H237V264H238ZM240 262H241V260H240ZM239 262V263H240ZM253 263L254 262H257L256 260L255 261H252ZM251 262V263H252ZM263 262V261H262ZM35 263V262H34ZM131 263V262H130ZM193 263V262H192ZM205 263H206V261H205ZM212 263H216V262H212L211 261V264ZM250 263V264H251ZM259 263V262H258ZM264 263V262H263ZM195 264V263H194ZM200 264H204V263H200ZM210 264V263H209ZM217 264V263H216ZM219 264H220V262H219ZM224 264V263H223ZM232 264H234V263H232ZM242 264V263H241ZM245 264V263H244ZM248 264H249V262H248ZM255 264V263H254Z\"/></svg>","mask_w":264,"mask_h":264},{"label":"water","instance_id":"water-1","mask_svg":"<svg viewBox=\"0 0 264 264\" xmlns=\"http://www.w3.org/2000/svg\"><path fill=\"white\" fill-rule=\"evenodd\" d=\"M186 34H187V33H186ZM206 50H208V49L205 48V51H206Z\"/></svg>","mask_w":264,"mask_h":264}]
</instances>
